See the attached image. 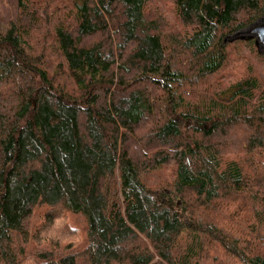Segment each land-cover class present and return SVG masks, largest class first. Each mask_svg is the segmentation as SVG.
I'll return each instance as SVG.
<instances>
[{"label": "trees", "instance_id": "trees-1", "mask_svg": "<svg viewBox=\"0 0 264 264\" xmlns=\"http://www.w3.org/2000/svg\"><path fill=\"white\" fill-rule=\"evenodd\" d=\"M16 1L0 264H264V0Z\"/></svg>", "mask_w": 264, "mask_h": 264}, {"label": "rangeland", "instance_id": "rangeland-1", "mask_svg": "<svg viewBox=\"0 0 264 264\" xmlns=\"http://www.w3.org/2000/svg\"><path fill=\"white\" fill-rule=\"evenodd\" d=\"M16 3H17L16 0H0V19H9L10 15L11 16L14 15ZM168 7H169V5H168ZM258 21L260 22V24H264V17L257 20V22ZM240 31H241V35L249 36L252 34L250 32V29H248V28H246L244 30H240ZM235 33L230 34L228 39H232V37L234 36ZM229 42H232V41H229ZM258 49L262 54H264V45L263 44L260 43Z\"/></svg>", "mask_w": 264, "mask_h": 264}, {"label": "water", "instance_id": "water-1", "mask_svg": "<svg viewBox=\"0 0 264 264\" xmlns=\"http://www.w3.org/2000/svg\"><path fill=\"white\" fill-rule=\"evenodd\" d=\"M253 33L249 36L241 35V31H237L232 39H228L229 35L225 38V41H235V40H249L255 39L257 46L259 47L260 43L264 45V24L260 22H255L252 26Z\"/></svg>", "mask_w": 264, "mask_h": 264}]
</instances>
